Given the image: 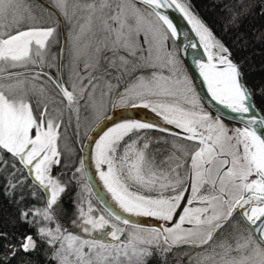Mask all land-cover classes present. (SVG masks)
<instances>
[{
    "label": "snow or ice",
    "instance_id": "6c2138e0",
    "mask_svg": "<svg viewBox=\"0 0 264 264\" xmlns=\"http://www.w3.org/2000/svg\"><path fill=\"white\" fill-rule=\"evenodd\" d=\"M53 3L61 15L71 19L69 0ZM22 4L23 0H0V193L18 213V219L11 221L15 231H0V264H12L20 254H24L22 264H31L27 257L43 244L54 249L49 259L56 264H147L154 253L167 264L166 253L174 246L206 248L218 232L223 238L211 252L200 255L199 264H264V118L249 115L257 111L254 96L264 102V85L248 79L246 59L237 60L187 0L86 3L85 22L72 34L73 55L79 60L92 49L96 61H85L84 75H78L79 88L48 77L59 96L58 101L53 97L51 104L63 105L70 115L74 112L77 123L81 100L86 109L99 114L94 98L97 78L90 70L99 67L103 56L109 68L121 72L114 77L117 80L129 73L130 65L133 71L151 69L149 75L136 77L122 93L117 92L118 102L135 107V101H140L178 131L128 119L104 131L95 142V165L97 169L107 166L99 175L113 201L125 213L158 219L162 222L159 226L143 227L111 210L97 216L91 202L78 196L72 201L75 219L70 223L79 231H68L59 222L61 198L76 173L84 174V161H78L79 167L73 165L75 173L68 183H62L65 173L53 174L67 152V148L64 152L60 148L63 113L50 109L48 100L37 99L33 105L32 99L46 92L41 79L47 75L43 71L45 52L50 38L53 44L59 41L55 27L21 30ZM78 7L74 6L73 15ZM164 9L177 10L191 25L206 53V62L197 60V66L211 99L238 114L244 127L229 129L219 116L205 111L175 53L168 50L167 42L178 35V29ZM94 20L100 21L105 34L95 47L91 38L84 39L89 33L94 37ZM141 37L147 47L140 43ZM28 65L39 66L30 80L21 78L24 73L6 72V68ZM84 79H88L87 85ZM112 91L113 86L107 84L101 102ZM149 130L184 141L173 143L174 151L161 162L169 167L158 166L155 154L150 153L151 145L160 141L150 138ZM81 191L91 193V188L85 184ZM30 199L42 200V206L29 205ZM185 200L178 222L173 223ZM236 212L248 229L232 224ZM228 225L231 231L224 235L221 230ZM80 233L96 235L89 239Z\"/></svg>",
    "mask_w": 264,
    "mask_h": 264
},
{
    "label": "trees",
    "instance_id": "16d2710c",
    "mask_svg": "<svg viewBox=\"0 0 264 264\" xmlns=\"http://www.w3.org/2000/svg\"><path fill=\"white\" fill-rule=\"evenodd\" d=\"M29 1V3L26 1L23 6L22 13L24 14L25 23L20 25L21 30L28 26L55 27L57 34L56 39L59 41V43L53 44L51 38L49 40V47L45 52L46 66L43 69L44 73L47 75L41 77L46 88V92L43 96L34 95L32 103L35 105L37 99L42 101L48 100L50 109L55 108L63 113V120L65 123L61 128L60 148L62 152H64L65 148H67V152L62 156V166L54 169L53 174L55 175L57 172L65 173L62 177V183H68L73 176V173H75V167H79L78 161L83 160L84 147L88 136L90 135L92 129L102 120L94 118L88 123L85 122L87 110L83 106L85 103L84 100L80 101L81 107L78 123L74 112L70 115L68 110L65 109L63 105H60L59 103L55 105L51 104L53 97H55L57 101L59 100L55 85L48 77H52L53 79L59 78V49L62 38L60 24L52 12L47 11L35 0ZM187 2L190 4L191 10L211 30L213 35L229 47V50L233 53V56L236 57L237 60L246 59V68L249 72L248 79L254 84L264 85V0H187ZM61 17L63 20L66 38L68 36L70 26L67 24L66 18L63 16ZM31 20H33V22H31ZM170 40L172 47L175 49L176 54L179 57L177 48L172 38ZM180 64L185 70L182 62H180ZM11 70H13L12 72L24 73L25 75L21 78L30 80L31 73L38 71L39 66L28 65L27 68L18 67L11 68ZM105 70H107V75L104 74ZM8 71L9 70L6 69V72ZM90 74L97 78L94 81L96 85L95 92L97 93L101 92L99 83L102 79L108 84H113L115 83V80L117 81L118 85L114 87L115 89L113 88L110 95L112 97H114L116 92L119 91L118 88L122 87L124 83L122 78L119 80L114 78L120 76L118 70L109 68L108 64L102 57L99 59V67L95 70H90ZM135 74L136 71L131 70V73L129 74L131 76L127 75L129 77L126 78V81L128 82L129 79L135 76ZM72 75L71 77H73ZM63 82H65L66 85H70V78L68 80L65 73L63 75ZM83 83L87 85L88 79H84ZM77 88H79V85ZM88 91L91 92L92 89L89 88ZM97 93H94L95 97L97 96ZM253 98L257 107L264 115V102H262L261 98L258 96H254ZM85 99H87V97ZM99 103L100 101L98 100L97 104ZM203 107L205 111L209 112L204 105ZM52 114L56 115L57 113L53 112ZM143 116V113L131 106L120 107L112 112V117L115 119L127 117L139 119ZM104 122L105 121H103L102 124ZM147 135L153 140L160 141L159 143H153L149 149L150 153L155 154L156 164L163 168L169 167L168 164H162L161 162L165 161V159L174 151L172 147L173 143H184V141H177L168 133L157 130H149ZM5 158L7 159V157ZM73 165H75V167H73ZM17 167L19 166L17 165ZM2 183L3 181L0 180V184ZM87 183L85 173L83 175L76 173V179L69 183L68 191L61 198V217L59 222L65 228H68L75 213L72 201L77 200L78 196L82 199L91 201L97 200L95 199L92 189L91 193L81 191L82 187ZM88 186L90 187V185ZM3 196L4 195L0 193V231H8L11 233L15 231V229L11 226V221L18 219V213L16 211V206L7 201ZM27 203L29 205L36 204L37 206H42L43 201L41 200L38 202L30 199ZM110 210L125 218V214L121 213L119 210L116 211L112 207ZM234 223H238L242 229H248V226L243 222L238 212H236L233 217L232 224ZM229 226L230 225L225 228H228ZM24 227L26 228L27 226L25 225ZM30 231L34 235L35 230L32 229ZM219 234L220 232L216 234L214 240L210 242L206 248L193 247L183 244L174 246L170 252L166 253L167 264H197V253L210 250L215 240L218 239ZM53 251L54 249L49 248L47 244H43L38 247L37 253L31 254L30 257L27 258L31 260V264H56V261L49 259V257L52 256ZM23 255L24 254H20L17 258L13 259L12 264H22L21 256ZM147 264H163V261L157 254L154 253V255L148 259Z\"/></svg>",
    "mask_w": 264,
    "mask_h": 264
},
{
    "label": "rangeland",
    "instance_id": "374dc122",
    "mask_svg": "<svg viewBox=\"0 0 264 264\" xmlns=\"http://www.w3.org/2000/svg\"><path fill=\"white\" fill-rule=\"evenodd\" d=\"M50 2H52L53 6V0H49ZM91 0H69V16L71 17V19L66 18V22L67 24L70 26V30L68 33V36L66 37V47H65V51H64V60H63V75L65 73V75L67 76L68 80L70 78V85L75 83L77 84V86L79 85L80 81L78 79V75L79 76H83L84 72H83V65L85 63V61L91 62V63H95L96 61V56L95 53L92 51V49H88L86 51V53L82 56H80L79 60L74 59V55H73V41H72V34L75 32L79 31V25L85 22V18L88 15V12L84 9V5L86 3H90ZM78 4L79 7L76 8L75 10V15H73V8L74 6ZM139 6V5H138ZM55 8V6H54ZM58 12L59 10L57 8H55ZM107 11V10H106ZM21 12H23V6L21 5ZM60 14V12H59ZM61 15V14H60ZM63 16V15H61ZM64 17V16H63ZM92 32L95 33L94 37L92 36L91 33H89L88 36H86L84 39H92V43H93V47H95V45L97 43L102 42V40L104 39L105 34L101 31V25H100V21L99 20H94L93 22V26H92ZM171 39V38H170ZM168 40V50L172 51L175 53L177 59L180 61L178 55L176 54L175 49L172 47L171 45V40ZM141 44H144V39L143 37H141L140 40ZM145 47H147L146 44H144ZM123 54V53H121ZM103 58V56H101ZM100 57V58H101ZM133 65L129 66V73L128 74H124L122 79L124 80V83L122 85V87H119L117 92L122 93L124 91V88L129 85L130 83H132L136 77L140 76V75H149L151 73V69H137L135 76H133L131 79H129V81H126V78H128L131 70L133 67H131ZM181 67V64H180ZM183 74L187 75V77L189 78V80L191 81L190 77L188 76V74L185 72V70L181 67ZM142 71V72H141ZM119 74L121 75V72L118 71ZM141 72V73H140ZM73 74V75H72ZM165 75H167V71H165L164 73ZM71 75L73 77H71ZM129 75V76H127ZM122 80V81H123ZM5 83H7V81H5ZM192 83V82H191ZM100 91L99 93H97V96L95 97V100L98 102V100L100 101L99 105V114H97L96 111H94L92 108H85L87 110V115H86V121L85 122H89L90 120L96 118L97 120H105V122L101 125H99L97 127V129L94 131V133L92 134V136L89 139V142L87 143V147L85 148L86 150V158H85V167H84V173L86 174L85 169H87V173L89 176V179H87V175H86V179H87V183L88 185H90L94 195H95V199H97L96 201H91V200H87L84 199L85 201H90L92 204V207L94 209V214L99 216V215H106V209L110 210V208H114V210L116 211H120L121 213L125 214V218L124 219H128L130 222L139 224L143 227H156L159 226L162 222L159 221L158 219L154 218V217H144V216H135V215H130L128 213L123 212L118 205L113 201V199L111 198V194L107 191V188L104 186L103 181L100 179V175L99 172L101 170L103 171H107V166L106 165H102L101 169H97L96 165H95V142L99 140V137L101 135H103L104 131H107L109 128L114 127L116 123H120L123 122L124 120H128V119H135V120H140L141 122H153L161 127H166L169 129H172L173 132H176L178 130H176L172 125H166L165 122L163 121L162 117H160L158 114L152 112V110L150 108H145L143 106H141L140 101H135L136 105L135 107L131 106L132 108L140 111L141 113H143V117L137 119V118H131V117H127V118H113L112 117V112L115 109H118L120 107H128L126 105H122L118 102V97H117V92L114 95V97L109 96V95H104L103 96V100L101 102V94L102 93H106L107 92V82H105L103 79L100 81ZM113 86V88L118 85L117 81L115 80V83L111 84ZM115 89V88H114ZM113 110V111H112ZM112 111V112H111ZM210 113V112H209ZM111 114V115H110ZM212 114V113H211ZM110 115V117L108 118V116ZM97 116V117H96ZM213 117H215L212 114ZM104 117H107L106 119ZM222 120V119H221ZM223 123L229 128V129H234V128H238L239 126H236L234 124H231L227 121L222 120ZM242 128V127H240ZM190 191L188 193H185V197L190 198ZM97 202V203H95ZM107 206V207H106ZM186 206V200L184 202H182V206L181 209H178L177 212V216L174 217V222H178V218H179V214H182V208ZM193 206H198V205H193ZM85 207V211L87 210V204L84 205ZM72 219H75V213L72 217ZM236 224V223H234ZM121 227H123V225H120ZM168 226H172L171 223ZM184 227H190V225L185 224ZM68 231H74V232H78V229H74L70 223V225L68 226ZM107 230H110V226ZM231 231V226H229L228 228H225L223 230H221V232L224 235H227L229 232ZM81 235H84L85 238H92L94 235H96L95 233L89 235V234H83L80 233ZM222 235L221 233L219 234V237L217 240H215V242L212 245V248H210V250H208L207 252H211L212 249L215 247L216 243L222 239ZM105 239H108V237H105ZM202 253H197L196 259H197V264H199V260H200V255L203 254Z\"/></svg>",
    "mask_w": 264,
    "mask_h": 264
},
{
    "label": "water",
    "instance_id": "95a60500",
    "mask_svg": "<svg viewBox=\"0 0 264 264\" xmlns=\"http://www.w3.org/2000/svg\"><path fill=\"white\" fill-rule=\"evenodd\" d=\"M52 9L55 12L59 20L61 35H62L61 45L59 49V78L63 81V60H64L65 45H66L65 31H64V25H63V20H62L61 15L55 8L52 7ZM162 11H165L166 14H168L169 17L173 19V22L177 25L178 35L176 37H172V40L177 48L180 60L188 76L191 79L192 85L195 88L196 93L201 103L215 117L219 116V118L224 121H227L239 127H244L245 125L239 119L238 114L232 113L231 110L226 109L223 105H220L217 101H214L211 99V94L208 92L207 86L203 80V77L200 75V72L198 71L196 64L194 63V60H193L194 56L199 55L202 52V49H201L202 46L199 43V38L196 36L195 32L192 30L191 25H189L186 19L182 16V14L179 13L175 9H164ZM193 44L196 45L195 48L192 47ZM256 109L257 111L255 113H250L249 115H255L257 119L264 118V115L261 113L257 105H256ZM110 115L108 116V118L110 117ZM103 121L105 120H102L100 123H102ZM100 123L92 129L90 135L88 136L86 140L85 147H84V156H83L84 167H85V158H86V150H85V148L87 147L86 145L89 142V139L94 133V131L100 125ZM85 171H86L87 179H89L87 169H85ZM238 214L240 216L239 212Z\"/></svg>",
    "mask_w": 264,
    "mask_h": 264
},
{
    "label": "flooded vegetation",
    "instance_id": "af4514ba",
    "mask_svg": "<svg viewBox=\"0 0 264 264\" xmlns=\"http://www.w3.org/2000/svg\"><path fill=\"white\" fill-rule=\"evenodd\" d=\"M30 2L29 0H23V4H22V6H24V4H25V2ZM35 1H37L41 6H43L47 11H50V12H52L54 15H55V17L57 18V16H56V14H55V12L53 11V9H52V7L54 8V6H53V4H52V2H50L49 0H35ZM24 15V14H23ZM58 19V18H57ZM31 22H33V20H31ZM58 22H59V20H58ZM25 23V19L23 20V22L21 23V24H24ZM6 69H8L9 71L8 72H12L13 70H11V68H6ZM19 166V165H18ZM42 195V194H41ZM7 201H9V199L8 198H6L5 196H3Z\"/></svg>",
    "mask_w": 264,
    "mask_h": 264
},
{
    "label": "bare ground",
    "instance_id": "6f19581e",
    "mask_svg": "<svg viewBox=\"0 0 264 264\" xmlns=\"http://www.w3.org/2000/svg\"><path fill=\"white\" fill-rule=\"evenodd\" d=\"M201 49H202V52L199 55H196L193 57L194 63L196 64L198 71H199V68L197 66V60H202V61L206 62V53L204 52L203 47H201ZM205 84H206V82H205ZM206 86H207V84H206Z\"/></svg>",
    "mask_w": 264,
    "mask_h": 264
}]
</instances>
